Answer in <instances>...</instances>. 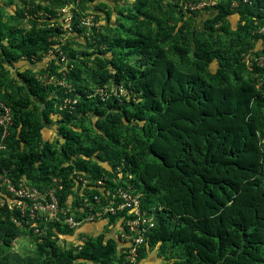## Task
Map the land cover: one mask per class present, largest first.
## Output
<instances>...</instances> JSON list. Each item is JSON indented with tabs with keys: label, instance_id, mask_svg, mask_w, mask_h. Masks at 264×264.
<instances>
[{
	"label": "trees",
	"instance_id": "obj_1",
	"mask_svg": "<svg viewBox=\"0 0 264 264\" xmlns=\"http://www.w3.org/2000/svg\"><path fill=\"white\" fill-rule=\"evenodd\" d=\"M163 1L179 13L186 7L190 21L138 9L130 34L97 41L85 84L71 70L68 92L42 84L32 73L23 77L26 97L13 98L0 87V101L12 117L4 144L15 149L5 157L0 153V174L13 183L23 177L36 187L59 176L63 202L76 174L90 181L110 176L106 166L112 169L124 157L131 182L144 193L143 206L155 208L156 223L140 255L180 250V258L165 264H264V64L250 60L264 55L256 33L264 24V0L234 10L229 0L198 10L187 7L195 0ZM230 17L242 21L244 33L229 32L225 46L221 36ZM245 37L255 43L246 45ZM1 46L0 63L19 56ZM108 82L121 85L125 94L101 100L94 89ZM67 97L76 100L62 108ZM35 104L36 112L30 107ZM77 118L81 123L94 118L91 137L77 133L71 124ZM51 125L62 140L59 149L43 137ZM0 199L5 245L23 232L36 242L30 255L2 252L0 264L112 259L117 243L104 234L87 237L79 248L63 247L59 240L71 230L49 222L40 225L38 236L10 207L7 193Z\"/></svg>",
	"mask_w": 264,
	"mask_h": 264
},
{
	"label": "rangeland",
	"instance_id": "obj_2",
	"mask_svg": "<svg viewBox=\"0 0 264 264\" xmlns=\"http://www.w3.org/2000/svg\"><path fill=\"white\" fill-rule=\"evenodd\" d=\"M60 2L57 0H0V57H2L1 45L6 47L8 53L19 55L10 63H0V87L13 98L28 95L23 77L31 73L42 84L60 85L67 89V92L73 89L67 80V74L71 70L82 79L81 83L85 84L88 77L85 71L93 67L97 41L101 38L112 39L130 34L131 23L138 16V9L148 10L157 15H162L165 11L167 15H174L179 23L189 20V15L184 10L186 7H182L179 13L163 0H96L94 2L60 0ZM228 19L229 26L221 36L225 46L228 45L229 32L242 35L244 33L242 21L231 17ZM192 25L193 22L190 23V28ZM244 43L252 46L255 42L251 37H245ZM24 50L28 51V57L22 52ZM235 50L236 48L232 51ZM108 83L112 84V82ZM97 88L94 89L95 95H97ZM110 94L113 92H107L106 98L111 96ZM75 100L76 97H67L63 100L61 107L63 108L64 105L69 107L68 104L74 103ZM30 107L35 112L38 109L36 104ZM36 115L34 113V117ZM61 116L59 113L53 117L59 119ZM93 121H95L94 118L84 119L81 123L77 118L71 124L77 127L80 137H85V134L91 137L95 133L92 128ZM43 135L54 147L60 148L62 140L56 133L55 125L46 127ZM13 150H15L13 146H7L0 152H4L1 156L5 157ZM4 178L7 177L0 174V194L6 193ZM34 239V236L23 232L19 238L10 240L7 246L5 245L7 236L0 233V254L8 250L22 255L33 254L36 245ZM181 256L180 250L173 252L166 250L158 253V249H154L150 252H142L137 264H165ZM72 264L93 263L75 260ZM108 264H126V262L115 250Z\"/></svg>",
	"mask_w": 264,
	"mask_h": 264
},
{
	"label": "built area",
	"instance_id": "obj_3",
	"mask_svg": "<svg viewBox=\"0 0 264 264\" xmlns=\"http://www.w3.org/2000/svg\"><path fill=\"white\" fill-rule=\"evenodd\" d=\"M257 0H229L231 10L240 5L253 6ZM213 0H195L188 5L190 10L202 9ZM264 43V24L256 30ZM257 65L264 64V55L250 57ZM101 100L106 98L107 92L123 96L121 85L104 84L96 90ZM2 110V111H1ZM0 151L5 149L4 139L8 135L12 122L9 106L0 102ZM127 161L121 157L110 169V176L103 175L90 181L81 174H76L75 183L60 202L59 193L64 191L62 178L52 176L41 187L30 185L26 179L13 183L8 178L3 179L6 193L9 195L10 207L16 209L26 224L32 227L34 234L40 236L43 230L40 225L57 222L64 225L72 233L63 236L60 244H72L80 247L86 238H77L80 226L93 224L100 226L99 234L105 239L116 241V250L123 257L126 264H137L140 249L144 245L147 234L155 226V208L143 206L144 193L131 182L133 176L126 170ZM104 166V164H103ZM95 189L98 194H90ZM3 203L4 200L0 199ZM14 223H17L13 220ZM18 224V223H17ZM98 234V235H99Z\"/></svg>",
	"mask_w": 264,
	"mask_h": 264
},
{
	"label": "crops",
	"instance_id": "obj_4",
	"mask_svg": "<svg viewBox=\"0 0 264 264\" xmlns=\"http://www.w3.org/2000/svg\"><path fill=\"white\" fill-rule=\"evenodd\" d=\"M100 232L99 225L86 224L79 227L77 230V238L96 237Z\"/></svg>",
	"mask_w": 264,
	"mask_h": 264
}]
</instances>
